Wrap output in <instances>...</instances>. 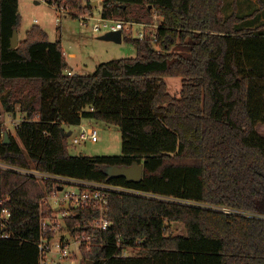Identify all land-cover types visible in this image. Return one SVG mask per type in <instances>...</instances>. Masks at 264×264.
Listing matches in <instances>:
<instances>
[{"label": "trees", "instance_id": "trees-1", "mask_svg": "<svg viewBox=\"0 0 264 264\" xmlns=\"http://www.w3.org/2000/svg\"><path fill=\"white\" fill-rule=\"evenodd\" d=\"M71 16L91 0H51ZM264 7V0L261 1ZM225 0H103L102 16L152 22L156 38L125 32L137 54L101 62L91 74H67L62 39L34 24L11 48L21 27L19 0H0V94L5 109L25 113L0 161L19 168L134 190L112 191L111 225L93 227L99 211L74 207L66 228L82 235L80 251L93 264H264V22L240 26L254 13L226 15ZM180 76V96L166 77ZM1 112V108H0ZM84 118L119 126L118 155L72 154L65 125ZM144 166L143 178L113 177L110 166ZM0 169V264H41L42 217L55 208L42 199L55 179ZM229 208L230 211H225ZM67 211V210H64ZM172 222L185 225L175 234ZM54 232L49 229L48 237ZM139 247L124 255L126 247Z\"/></svg>", "mask_w": 264, "mask_h": 264}, {"label": "rangeland", "instance_id": "rangeland-1", "mask_svg": "<svg viewBox=\"0 0 264 264\" xmlns=\"http://www.w3.org/2000/svg\"><path fill=\"white\" fill-rule=\"evenodd\" d=\"M38 1V2H37ZM95 1V0H92ZM263 0H225L223 7L226 15L236 11L240 15L254 13L257 9V13L245 20L240 24L243 27H254L264 20L261 17L264 15V7L261 8ZM103 8V0H99V6L94 8V19L89 21L88 25H82L80 18H75L69 13L62 14L57 11L55 5L51 4L47 0H19V9L21 14V27L19 29L20 41L26 37V32L34 24L42 26L48 33L49 39L55 41L58 38L62 39L66 56L69 61L70 67L74 68L75 74H91L95 71L97 66L101 62L109 61L115 58L121 57H133L137 54V49L133 43L123 40L122 42H116L114 40L101 39L100 37L107 33V31L96 32L92 28V24L97 21L100 17ZM263 10V11H262ZM127 19V18H125ZM155 21L145 22L148 25L159 24V20L156 17ZM133 20L134 19H127ZM138 25L134 26V30L131 36L136 37L138 35ZM148 32L152 33L151 27H147ZM22 38V39H21ZM71 53L75 54L74 56ZM168 84L169 92L174 96L181 95V89L183 86V78L180 76H168L165 78ZM2 94H0V108L4 113L5 121L4 128L17 136L15 130V122L10 121L12 118H22L25 113L21 110V104H17L15 113L9 112L4 108L2 103ZM20 116V117H19ZM83 122L87 125H94L99 128V141L97 142H82L80 144H73L69 138V150L72 154H87V155H118L123 152V133L119 126L115 124H108L105 121L97 120L94 118H84ZM67 131L71 130L74 133L79 131L77 125H65ZM258 131L261 135H264V122H261L257 126ZM19 140V137L17 136ZM20 141V140H19ZM43 184V183H42ZM78 187L73 184H66L63 191H58V195H62L67 189L76 190ZM52 193H47L50 202L54 203L55 208L59 206L54 201V198L50 199ZM57 195V196H58ZM46 196V197H47ZM61 207V206H60ZM74 208H71L68 212L62 210L60 216L69 215L72 213ZM56 215H59L57 213ZM171 226L175 234H186L185 225L181 222H172ZM70 233L65 226L61 227L56 235H54V241H59L62 237ZM77 235L71 236L68 241L72 250L76 251L78 262L86 264L82 257L81 251L79 250L78 242H76ZM140 251L139 247H131L128 249V254H137ZM52 255L49 254V259Z\"/></svg>", "mask_w": 264, "mask_h": 264}, {"label": "built area", "instance_id": "built-area-1", "mask_svg": "<svg viewBox=\"0 0 264 264\" xmlns=\"http://www.w3.org/2000/svg\"><path fill=\"white\" fill-rule=\"evenodd\" d=\"M50 2L51 0H47ZM87 1V0H85ZM92 1V0H91ZM99 2V0H98ZM51 4L55 5L58 12L62 14L70 13L69 7L66 4L59 3L56 1L50 2ZM94 8L97 7L93 5ZM99 6V3H98ZM94 8L92 11L84 13L80 15L78 18H80L82 25H88L89 21L91 19H94ZM138 25V35L136 37L139 38H145V37H152L156 38L157 29L159 27V24H153L148 25L145 22H139V21H133V20H127V19H117L113 17H103L102 13L99 18H97V21L92 24V28L96 32H102V31H115V30H122L123 35L125 32L132 33L134 30V26ZM147 27H151L152 33L148 32L146 29ZM67 74L72 75L74 74L71 69H68ZM20 117V116H19ZM4 118V115L2 112H0V141L4 140V134L7 129L4 128L5 121H2ZM10 121H14L15 124V130L19 126L20 122L25 119V115L22 118H12L10 116ZM79 127V131L77 133H74L72 131V134L69 136L71 139V142L73 144H80L82 142H97L99 141L100 133L99 128L94 125H87L85 123H81L77 125ZM9 132V131H8ZM0 169H12L15 171H19L25 174H30L35 176L40 182H43L46 179H55L57 181V184L59 187L62 186V189H57L50 195V199L54 198V201L58 204V206H63L65 204H69L70 208L66 209L67 212L74 207H85V206H91L93 209L99 211V216L92 222V226L99 228L101 230H107L110 225L111 221L107 214V209L109 205V194L112 191H118V192H134V190L129 189L127 187L119 186V185H113L109 183H99V182H90V181H83L78 179H73L69 177H63L58 175H53L50 173H44L41 172L35 168H19L14 165L5 163L0 161ZM66 184H73L76 185L78 188L76 190L74 189H67L62 195H58V191H63ZM58 195V196H57ZM42 201L44 203H48L51 200H49V197L45 196ZM51 205L55 208L54 203H51ZM58 207V208H59ZM58 208L53 213V216L51 217H45L43 216L42 219V232L41 237L39 241V248H40V260L41 264H81L78 262V258L76 255V251L72 250L70 247V242L68 239L73 236H71L66 239V236L62 237L59 241H54V235H56V232L59 231V229L66 225L64 216H60V213L62 210H58ZM225 211H230L229 208H225ZM59 213V215H56ZM11 217V211L8 207L4 206V198H0V219L1 224L6 226L9 219ZM66 227V226H65ZM51 229L54 232V235L52 237H48V231ZM71 233V232H70ZM67 235V234H66ZM84 238L82 235H77L76 242H78L79 250L81 245L84 242ZM131 247L133 249L134 247L129 246L124 248L123 254L124 255H135V254H128V249ZM49 254L52 255V258L49 259Z\"/></svg>", "mask_w": 264, "mask_h": 264}, {"label": "water", "instance_id": "water-1", "mask_svg": "<svg viewBox=\"0 0 264 264\" xmlns=\"http://www.w3.org/2000/svg\"><path fill=\"white\" fill-rule=\"evenodd\" d=\"M98 0L93 1V5L98 6ZM101 39H107V40H114L116 42H122L123 41V32L122 30H113L109 31L105 34H103ZM20 43V36H19V30L18 28L14 29L13 36L11 39V48H15ZM65 136L69 137L72 134V131H65ZM10 133L8 131L4 134V143H10ZM143 172H144V166L138 162H135L131 166H110L108 168V173L113 177H126L131 182H139L143 178ZM59 189H62V186L59 187ZM70 205L65 204L58 208V210H66L69 209ZM71 236V233H67L66 239H68ZM93 260H88L86 264H93Z\"/></svg>", "mask_w": 264, "mask_h": 264}, {"label": "crops", "instance_id": "crops-1", "mask_svg": "<svg viewBox=\"0 0 264 264\" xmlns=\"http://www.w3.org/2000/svg\"><path fill=\"white\" fill-rule=\"evenodd\" d=\"M37 2H38V1H37ZM262 11H263V10H262ZM261 19L264 20V15L261 17ZM21 39H22V38H21ZM63 45H64V44H63ZM71 55L74 56L75 54L71 53ZM70 64H71V63H70ZM70 69H71V70L73 71V73L75 74V72H74V71H75L74 68L70 67ZM76 74H77V73H76ZM1 112H2V111H1ZM2 114L4 115V113H2ZM82 123H84V122H82Z\"/></svg>", "mask_w": 264, "mask_h": 264}]
</instances>
